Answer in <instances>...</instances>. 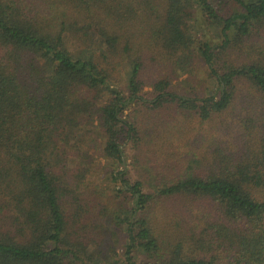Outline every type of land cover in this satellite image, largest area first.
Here are the masks:
<instances>
[{
	"label": "trees",
	"instance_id": "obj_1",
	"mask_svg": "<svg viewBox=\"0 0 264 264\" xmlns=\"http://www.w3.org/2000/svg\"><path fill=\"white\" fill-rule=\"evenodd\" d=\"M131 105L216 120L231 142L146 192L125 160ZM95 156L126 209L94 197ZM170 201L182 222L156 221ZM84 214L124 230L115 264H264V0H0V264H91Z\"/></svg>",
	"mask_w": 264,
	"mask_h": 264
},
{
	"label": "rangeland",
	"instance_id": "obj_2",
	"mask_svg": "<svg viewBox=\"0 0 264 264\" xmlns=\"http://www.w3.org/2000/svg\"><path fill=\"white\" fill-rule=\"evenodd\" d=\"M150 66L159 67V64L150 63ZM127 71L128 67L126 65L119 67V83H114L113 87H119L124 92H127ZM202 73L203 70H200L198 80L206 79ZM206 83L210 85L212 81L209 80ZM189 85V83H186L182 85V88H186ZM146 91H149V89L147 88ZM154 109L131 105L125 113L129 121L135 124L142 138L138 145L129 144L126 148L125 160L130 168L128 177L133 181H142L144 190L149 193L161 181L172 179L175 172L188 164L192 159V155L209 153L210 148L215 143H221L224 140L231 142L230 137L219 129L218 125L220 123L216 120L200 123V120L194 115L186 112H177L174 105ZM82 129L83 131L92 130L87 125H82ZM95 138L100 143L101 137L99 134L95 135ZM89 163H91L89 166L94 169L92 174L87 177V183H96L98 193L94 197L101 200V203L108 207L109 214L107 215L118 209H126L128 201L124 200L122 196L119 199L117 198L118 196L113 193L114 187L113 182H111L113 171H119V168L113 166L111 160L97 156H95L94 161ZM83 195L82 210H85L91 195H89V190L84 191ZM178 202L170 201L164 205L157 203L153 208V212L158 217L156 221L161 222L162 216L159 215L162 209H168L169 212L167 214L175 213L180 209ZM205 209L206 205L199 204L194 208V217L198 213L204 212ZM82 216L77 239L82 240L85 245L87 257H92L90 263L115 264L116 261L122 258L124 230L120 231L112 227L111 224H106L105 220L108 219V216H104V219H97L95 216L91 217L87 214ZM174 216L178 217L174 218ZM174 216L169 220L170 224L182 222L180 211H177ZM161 224L165 228V222ZM181 226L182 231L180 233L188 232L187 228L190 227L187 224H184V226L182 224ZM166 231L173 235L176 233L177 228L171 226ZM138 259L139 261L147 260L146 257L141 255H139Z\"/></svg>",
	"mask_w": 264,
	"mask_h": 264
}]
</instances>
